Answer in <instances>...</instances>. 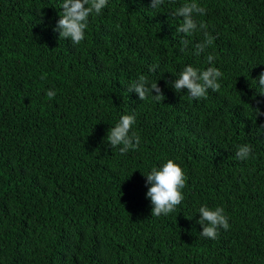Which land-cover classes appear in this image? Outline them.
<instances>
[{
  "label": "trees",
  "instance_id": "obj_1",
  "mask_svg": "<svg viewBox=\"0 0 264 264\" xmlns=\"http://www.w3.org/2000/svg\"><path fill=\"white\" fill-rule=\"evenodd\" d=\"M185 2L109 0L74 45L54 31L62 0H0V264H264V116L248 107L264 111V0H197L215 37L200 55V32L180 51ZM186 65L217 67L220 90L176 92ZM141 75L162 102L128 92ZM124 114L141 143L121 154L107 133ZM168 159L184 199L151 216L144 175ZM202 205L228 217L216 240L200 235Z\"/></svg>",
  "mask_w": 264,
  "mask_h": 264
},
{
  "label": "clouds",
  "instance_id": "obj_2",
  "mask_svg": "<svg viewBox=\"0 0 264 264\" xmlns=\"http://www.w3.org/2000/svg\"><path fill=\"white\" fill-rule=\"evenodd\" d=\"M109 0H62L59 12V19L54 28L59 33L60 39L70 40L72 44L79 45L84 39L90 16L100 15L108 6ZM164 4V0H150V8L157 9ZM206 14V9L197 3V0H188L173 12L174 18H179L180 23L176 28L177 34H182L181 52H185L192 41L188 39L193 34L200 32L204 39L194 45L195 55H200L213 44L215 37L208 32V25L203 21H198L197 16ZM41 22H43L41 20ZM208 64H213L215 57L207 56ZM159 65H153L149 71L155 72ZM223 77V72L215 66H209L204 70L186 65L179 73L178 78L172 82V87L176 92L187 90V94L193 100L206 98L208 91L218 92L221 84L219 80ZM41 76V79H44ZM261 94L264 95V72H261L256 80ZM128 92H135L141 101L149 96L156 102H162L165 99L162 89L157 82H149L147 78L141 75L137 80L132 81L128 87ZM155 93V95H153ZM46 95L49 99L56 96L54 90H47ZM259 101L256 107L248 105L250 111L254 114L255 120L264 116V111L259 107ZM136 122L135 115L124 114L120 116L119 122L111 127L107 133V141L112 148L119 146L121 154L130 150H138L141 143L138 133L132 131ZM264 127V126H262ZM252 145L243 143L237 146L236 157L239 160H246L252 155ZM147 181V198L152 204L151 216L159 217L168 215L181 204L184 199L182 190L186 187L187 177L182 168L172 159H168L160 167H153L149 174L144 175ZM200 219L198 223L202 226L201 236L216 240L219 237L220 229L229 230L230 224L228 217L224 214V208H210L202 205L198 209Z\"/></svg>",
  "mask_w": 264,
  "mask_h": 264
}]
</instances>
